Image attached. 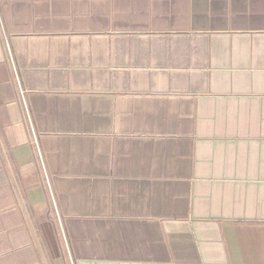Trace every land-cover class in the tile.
<instances>
[{
  "label": "crops",
  "instance_id": "crops-1",
  "mask_svg": "<svg viewBox=\"0 0 264 264\" xmlns=\"http://www.w3.org/2000/svg\"><path fill=\"white\" fill-rule=\"evenodd\" d=\"M264 264V0H0V264Z\"/></svg>",
  "mask_w": 264,
  "mask_h": 264
},
{
  "label": "rangeland",
  "instance_id": "rangeland-1",
  "mask_svg": "<svg viewBox=\"0 0 264 264\" xmlns=\"http://www.w3.org/2000/svg\"><path fill=\"white\" fill-rule=\"evenodd\" d=\"M53 217L55 219V224L57 226V230H58V234H59V237L61 239V242L63 244V247L65 249V254L67 255V260H68V263L71 264V260H70V257L69 256V253H68V248H67V241H66V236H65V233H64V230H63V225H62V222H61V219L60 217L58 216L56 210H55V207L53 206Z\"/></svg>",
  "mask_w": 264,
  "mask_h": 264
}]
</instances>
